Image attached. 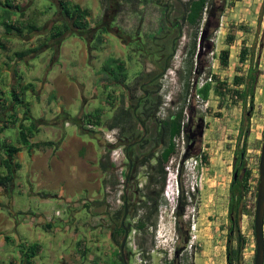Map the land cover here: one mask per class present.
<instances>
[{"label":"rangeland","instance_id":"rangeland-1","mask_svg":"<svg viewBox=\"0 0 264 264\" xmlns=\"http://www.w3.org/2000/svg\"><path fill=\"white\" fill-rule=\"evenodd\" d=\"M189 1H91L87 28L65 34V39L77 36L86 49V54L83 55L82 50L78 59V68L71 75L70 61L57 56L58 60L50 64L52 69H48L51 76L68 73L75 84L74 101L57 115L62 126L75 124L79 133L92 131L90 135L101 145V164L107 167L103 176L104 207L101 210L102 216L106 217L94 216L86 210L82 212L74 233L79 238L78 248L81 251L86 249L87 255L101 250L103 264L113 261L107 255L103 256L107 250L104 239L110 241L114 262L120 264L118 248L123 233L112 231L114 223L107 217H113V221L116 214L119 221L123 214V196L127 198V207L131 204L125 222L129 232L127 241H133L137 248L132 250L126 241L124 254L128 264L143 261L148 264H226L229 185L238 143L240 147L245 145L243 160L248 173L244 190L246 211L240 221L245 239L242 264L254 262L253 221L264 130V0H208L200 24L193 27L182 20ZM37 7L47 10L50 15L55 12L50 19L42 17L45 29L41 31L40 41L47 36L44 33L47 25L68 22L61 13L59 0H51V3L38 0ZM38 13L39 10L33 7L26 15L35 17ZM103 27L106 29L102 34L103 43L94 50L89 45L94 43ZM242 48L247 49L243 63L239 61ZM250 49L254 50L251 64ZM224 50H228L226 66L221 62ZM53 52L46 50L43 56L49 58ZM107 57L124 63L127 72L124 86L106 88L100 69ZM37 58L29 59L34 65L32 74L43 76L46 70ZM68 58L72 59L71 56ZM250 65L258 71L253 114L248 137L239 140L242 102L236 93L242 87L236 88L233 79L235 76L245 78ZM135 81L138 91L136 98L131 99L126 86L133 87ZM206 83L210 89L204 98L198 91ZM38 108L33 100V116H37ZM77 108L80 111L75 117L67 119L64 116L75 115L73 111ZM122 108L135 113L136 118L130 119L125 126L123 121L120 126L110 128L113 117L122 115ZM146 111H154V117H146ZM175 114H181L182 131L173 139L175 152L164 164L165 182L158 195L157 186L147 188L149 173H156L151 167L157 165V155L162 149L156 142L158 124L167 117L173 119ZM81 117L97 131L85 127L81 131L77 127L78 123L84 126L85 122L79 120ZM115 140V146L108 144ZM92 143L97 150V140ZM150 155L148 163L139 164L141 159ZM107 187L112 194L107 193ZM180 187L186 204L177 215ZM146 193L150 196V204L148 209H142L141 202ZM82 197L86 195L78 194L74 198L79 200ZM156 201L154 213L153 203ZM95 217L99 218L97 223H94ZM142 217L145 226L138 229L136 224ZM98 224L101 230L95 235ZM175 237L178 242L170 258L162 238L169 242ZM96 242L99 246L94 245ZM188 244L193 248L186 250ZM140 251L142 254L138 257Z\"/></svg>","mask_w":264,"mask_h":264},{"label":"crops","instance_id":"crops-1","mask_svg":"<svg viewBox=\"0 0 264 264\" xmlns=\"http://www.w3.org/2000/svg\"><path fill=\"white\" fill-rule=\"evenodd\" d=\"M37 1L8 0L6 4V0H0V19H3L0 22V160L7 158L11 173L8 186H0V264H103L101 250L87 255L86 249L78 248L79 238L74 233L82 212L88 210L94 216L106 217L101 210L104 207L101 145L93 135L79 133L75 124L62 126L57 115L74 101L75 84L68 73L51 76L48 71L52 69L51 63L64 57L70 61L73 75L82 50L85 55L86 49L77 36L65 39L69 33L61 40L52 39L59 25H47L44 32L47 36L40 41L41 31L45 29L42 17L50 19L55 12L50 15L47 10L39 9ZM60 1L79 5L89 12V3L98 0ZM33 7L39 10L38 15L27 16ZM22 24L25 30L20 33L5 27L21 28ZM49 49L54 51L51 57H44L43 53ZM33 57H39L37 61L46 70L43 76H33L34 65L29 62ZM26 85L31 87L18 96L21 103L16 104L12 95ZM33 100L39 107L37 116L31 111ZM79 111L77 108L73 111L75 115L64 116L71 119ZM94 140L98 142L97 150ZM4 146L16 151L8 157L2 149ZM6 174L7 169L0 165V175ZM78 194L86 197L75 200ZM56 211L60 216L54 215ZM97 218L93 219L94 223ZM96 226L95 235L101 230L100 224ZM103 245L107 249L103 256L113 260L110 241L104 239Z\"/></svg>","mask_w":264,"mask_h":264},{"label":"trees","instance_id":"trees-1","mask_svg":"<svg viewBox=\"0 0 264 264\" xmlns=\"http://www.w3.org/2000/svg\"><path fill=\"white\" fill-rule=\"evenodd\" d=\"M105 2V0H102V3ZM208 0H190L187 5L185 6L184 13L182 15V20L185 22L188 26H198L202 20L203 11L205 9L206 3ZM6 4H8V0H6ZM59 7L61 10V13L64 15V17L67 19L68 22L64 21L62 24H60L56 32L52 35V39H59L61 40V37L65 33H69L72 30L77 31H84L87 28V18L89 16V12L87 9H82L79 5L76 4H70L67 1H60ZM19 9V7H16ZM6 29L11 30L14 29L17 33H20L25 30V27L22 24L21 28L18 27H12L10 25H5ZM30 29L34 30L35 27H30ZM105 28L103 27L101 32L95 37V41L93 44H90L89 47L97 50L99 46L103 43V37L102 34L105 32ZM249 51V61L250 64L253 62V56H254V50L250 49ZM247 54V49L242 48L239 54V61L241 63L246 61L245 55ZM227 59H228V50L222 51L221 56V62L224 66L227 65ZM118 63V60L114 58H107L103 66L100 70V74L104 76V79L111 81L113 84L122 85L125 84L127 79V72L125 65L122 63ZM257 69L251 68L247 73V76L241 77V76H235L233 79V84L236 88L242 87L241 90L237 91V95L239 99L242 102V120L239 128V140L241 138L246 139L248 137L249 128H250V120L253 114V100H254V88L256 85L257 80ZM31 85H26L22 88H19L18 92L12 95V98L16 104L21 103V100L19 99V95H23ZM126 88L130 91V98L134 99L136 98V92L138 91L137 88V82L135 81V85L132 87L126 86ZM210 86L208 83L204 84L201 89H199V93L202 94L204 98L207 97L209 92ZM248 105V107H247ZM121 116L115 115L114 116V122L113 124H110V128L120 126V123L124 121L125 124H128L130 122V119L136 118L135 113L132 111H127L125 108L121 109ZM146 117H154V111L145 112ZM84 118L87 119V116ZM182 117L181 114H175L173 119H170V117H167L165 120L160 121L158 124L159 131L157 133V140L156 142L161 144L162 149L160 150V153L157 155L156 159V166L151 167L153 170H155L156 173H149L148 179L149 184L147 185V188L149 186H157L158 191L157 194L160 195L161 191L164 187L165 182V175L164 172V164L167 163L171 156L175 152V144L173 143V139L176 136H179L182 131ZM79 120L84 121L83 117ZM85 122V121H84ZM87 123V122H85ZM84 123V124H85ZM77 127L80 128L81 131H84V126H80V124H77ZM125 129V127H124ZM88 134H93L92 131H87ZM2 149L6 152V154L9 156L12 155L16 151L15 148L10 146H4ZM245 152V145L244 147H240L239 143L236 146V149L234 151V157H237V159L240 161V165L236 167L237 170V177L236 179H232L229 185V200H228V209H227V215H228V228H227V242H226V264H242V252L245 245V239L241 234L240 229V221L243 214H245V205H244V190H245V183L247 181V172L245 169V164L243 160V155ZM187 155V154H186ZM127 157L130 158V155L127 154ZM151 158L145 157L139 161L140 165H144L149 162ZM0 165L5 166L7 169L6 175H0V186H8L9 182H11V173L10 168L8 166V160L2 159L0 160ZM234 167V166H233ZM101 168L103 172H106V165L101 164ZM127 175H125L126 177ZM105 185V182L103 183V186ZM180 196L178 199L179 208L177 211V215H180L182 207L185 206L186 202L183 198V190L180 187ZM144 201L141 202V208L142 209H148V203L150 200V196L146 193L144 196ZM129 203V199H128ZM150 204V203H149ZM157 201L153 203L154 207V213L156 212L157 208ZM131 208V204H128V210ZM147 218V217H146ZM145 218H141L136 226L138 229H142L145 226ZM155 226V223H153ZM122 234V231L120 232ZM118 259L122 263V258L118 254ZM115 264V263H113Z\"/></svg>","mask_w":264,"mask_h":264},{"label":"water","instance_id":"water-1","mask_svg":"<svg viewBox=\"0 0 264 264\" xmlns=\"http://www.w3.org/2000/svg\"><path fill=\"white\" fill-rule=\"evenodd\" d=\"M243 156V155H241ZM236 174H234L235 178ZM128 213L127 203H124V215L122 219V227L124 231L123 238L120 244V255L123 260V264H128L124 254L125 244L128 237V229L124 226V220ZM264 130L261 144V151L259 157V179L257 185V196L254 211L253 231L255 237V256L253 264H264Z\"/></svg>","mask_w":264,"mask_h":264},{"label":"flooded vegetation","instance_id":"flooded-vegetation-1","mask_svg":"<svg viewBox=\"0 0 264 264\" xmlns=\"http://www.w3.org/2000/svg\"><path fill=\"white\" fill-rule=\"evenodd\" d=\"M107 58H110V57H107ZM106 58V59H107ZM111 58H113V57H111ZM105 59V60H106ZM115 59V58H114ZM116 60H118V63L117 64H119V63H122L123 65H124V63L123 62H121V60H119V59H116ZM103 66V65H102ZM102 68V67H101ZM101 70V69H100ZM102 75V74H101ZM104 77V76H103ZM104 80H106V79H104ZM110 85L111 86H124V84H122V85H117V84H113L111 81H108V80H106V83H105V86H106V88L107 87H110ZM143 87V86H142ZM114 118V117H113ZM113 122H114V119H112V122H111V124H113ZM117 141L115 140L114 141V143H112V144H110L111 146H115L117 143H116ZM242 157V156H241ZM240 165V161L237 159V157H234V159H233V174H232V179H236V177H237V170H236V167L237 166H239ZM245 170V169H244ZM234 174H236V176H235V178H234ZM106 197H107V195H106ZM127 198H126V196L124 197L123 196V214H122V216L119 218V221H118V217H117V215L115 214L114 216V218H116L115 220H113L112 221V218L111 217H107L108 218V220L111 222V223H114V227H112V231H114V230H117V231H122V233H123V235H124V231H123V227H122V219H123V215H124V203L126 202L127 203ZM129 211V210H128ZM127 216H128V213H127ZM127 216H126V218H125V220H124V226L127 228V225H126V219H127ZM118 221V223H116ZM120 244H121V242H120ZM118 254L120 255V245H119V248H118ZM120 257H121V255H120ZM122 258V257H121ZM113 262H114V259H113ZM113 262L111 261L109 264H113ZM120 262V261H119ZM122 263H123V260H122ZM116 264V263H115ZM120 264H121V262H120Z\"/></svg>","mask_w":264,"mask_h":264},{"label":"built area","instance_id":"built-area-1","mask_svg":"<svg viewBox=\"0 0 264 264\" xmlns=\"http://www.w3.org/2000/svg\"><path fill=\"white\" fill-rule=\"evenodd\" d=\"M209 80H211V79H209ZM85 125V128H87L88 130H95V131H97L96 130V127H93L91 124H89V123H85L84 124ZM112 143H114V142H110V143H108L109 145L110 144H112ZM106 191H107V193L108 194H112L110 191H109V187H107L106 188ZM109 202V201H108ZM113 206V205H112ZM110 209H113V208H110ZM54 215L55 216H60V212L59 211H56V212H54ZM49 221L51 220V217L48 219ZM163 240H164V242H165V244H164V246H165V250L168 252V254H169V256H170V258L172 257V254L174 253V247L176 246V243L178 242V237H175V238H171L170 240H169V242L165 239V238H162ZM129 240V239H128ZM127 245H128V247L129 248H132V250H134V251H136L137 250V248H136V246H135V244H134V242L132 241V242H130L129 243V241H127ZM193 248V245H191V244H188V246L186 247V250H190V249H192ZM142 253H141V251H140V253H137V256L139 257V255H141ZM140 262H141V259H140ZM141 264H148L147 263V261H143V263L141 262Z\"/></svg>","mask_w":264,"mask_h":264}]
</instances>
